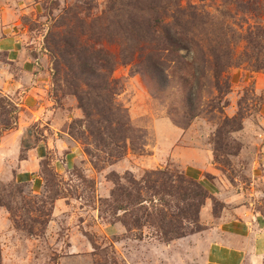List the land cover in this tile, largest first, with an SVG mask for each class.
<instances>
[{
  "label": "rangeland",
  "instance_id": "obj_1",
  "mask_svg": "<svg viewBox=\"0 0 264 264\" xmlns=\"http://www.w3.org/2000/svg\"><path fill=\"white\" fill-rule=\"evenodd\" d=\"M167 38L199 63L169 55L164 86ZM158 170L208 194L178 241L235 216L264 234V0H0V264H205L201 242L164 239L176 192L138 190L146 215L115 204Z\"/></svg>",
  "mask_w": 264,
  "mask_h": 264
},
{
  "label": "trees",
  "instance_id": "obj_2",
  "mask_svg": "<svg viewBox=\"0 0 264 264\" xmlns=\"http://www.w3.org/2000/svg\"><path fill=\"white\" fill-rule=\"evenodd\" d=\"M135 30L141 31L143 27H138L137 25H132ZM138 41V40H137ZM135 40L134 42L137 43ZM168 48L166 49V52H168V55H164L163 58L161 56V59L155 63H157V67L155 68L156 72L163 71L159 73L160 77V84L167 86L168 82L167 79H164V70H168L171 66L170 56L174 55L176 57V60L174 63V67H176L177 71H184L188 68H192L193 70L198 71L196 66L199 62L195 60V57L193 56L192 61L188 62L185 59V56H181L178 52L180 51H190L193 49V46L195 43L193 41H190L186 38H167L165 40V44ZM157 50H160V48ZM214 63L216 64L217 69L220 71L222 67V64L219 62V56L214 51ZM164 59V60H163ZM202 60L200 61V63ZM154 63V64H155ZM205 64L204 62H202ZM158 67H162V70ZM199 69V68H198ZM204 70V69H203ZM194 75V74H193ZM182 81L184 83H187L188 80L184 77H181ZM117 84V83H116ZM189 108L192 111L196 110V107L194 105L193 100L189 99ZM169 181V183H167ZM185 183L193 189L185 188L181 185V183ZM196 181L186 177L182 173H170V172H164V171H151L146 174L144 178H142L141 181L136 182L133 179H127V183L129 186H120L117 191L113 192V197L115 199V204L119 205L121 204V211L129 212V207L125 205V203H130L131 206H139L140 209L138 211L144 212L146 215L149 211L147 208V201L141 200L140 193L138 190H156L161 189L162 192H167L169 189L171 191L176 192L180 200L183 202V206L181 208L177 209V212L174 214H169L166 211H163L161 214V218L163 221L168 220L164 225H162L163 228V235L164 239L167 243H170L172 241H175L177 239H181L186 237L187 233L185 232V227H183L184 222H189L190 225H195L198 223L200 219V213H201V207L205 205V199H207L208 194L201 188V184H196ZM167 183V184H166ZM180 183V184H178ZM178 184V185H177ZM169 192L171 193V191ZM195 190V191H193ZM136 192V193H135ZM134 193L136 195H134ZM117 196L122 199L121 201L117 198ZM204 197L202 201V197ZM146 203V204H145ZM149 214V213H148ZM147 219V218H146ZM134 224H140V218H136L133 222ZM184 229V230H183ZM204 231V228L199 227L197 231L193 232L200 233Z\"/></svg>",
  "mask_w": 264,
  "mask_h": 264
},
{
  "label": "crops",
  "instance_id": "obj_3",
  "mask_svg": "<svg viewBox=\"0 0 264 264\" xmlns=\"http://www.w3.org/2000/svg\"><path fill=\"white\" fill-rule=\"evenodd\" d=\"M194 162L195 164L192 163V159L186 161L184 164L185 171L196 181L206 184L202 179L203 174L197 175L195 173V170L198 169L197 172H199L202 169L199 168L200 165H197L199 164L198 161L195 160ZM210 184L212 183H209V186ZM208 188L214 190V186L212 185ZM212 194L221 196L217 191H213ZM224 211L226 213L223 215L222 220H225L228 213L227 209ZM235 213L239 217L243 215L240 209L236 210ZM251 221L246 222L243 219H237L235 216L230 222L225 221V223L214 226L206 231L204 230L202 233L191 235L187 239H193L192 241L204 244L199 247H202L207 252L205 264H243L248 257L256 256L258 251L264 252V234H256L257 227ZM251 224L252 227L250 226ZM187 239L172 241L171 245L175 246L177 243L180 244Z\"/></svg>",
  "mask_w": 264,
  "mask_h": 264
}]
</instances>
